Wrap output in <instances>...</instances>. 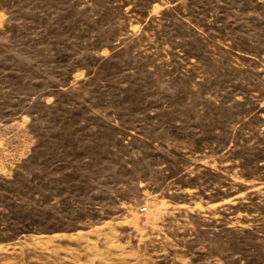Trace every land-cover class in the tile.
<instances>
[{
	"label": "rangeland",
	"instance_id": "rangeland-1",
	"mask_svg": "<svg viewBox=\"0 0 264 264\" xmlns=\"http://www.w3.org/2000/svg\"><path fill=\"white\" fill-rule=\"evenodd\" d=\"M0 264H264V0H0Z\"/></svg>",
	"mask_w": 264,
	"mask_h": 264
}]
</instances>
